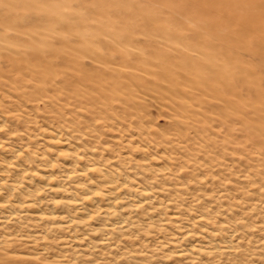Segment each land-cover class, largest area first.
<instances>
[{
	"label": "bare ground",
	"instance_id": "6f19581e",
	"mask_svg": "<svg viewBox=\"0 0 264 264\" xmlns=\"http://www.w3.org/2000/svg\"><path fill=\"white\" fill-rule=\"evenodd\" d=\"M11 1L0 4V75L19 82L24 78L34 80L39 84L36 92L42 86L41 91H46L52 80H58L64 88L88 82L85 86L89 89H95L96 84L109 85L119 93L123 88L138 86V79L146 80L142 76L146 73L150 80L145 86L153 83L176 96L183 90L182 85L194 84L202 92L205 89L219 95L224 114L246 115L250 106L248 112L261 125L248 123L247 134L250 140L264 145L260 139L264 132V101H229L224 96L230 92L242 99L243 93L234 86L247 79L241 65L246 56L264 66V36L259 34L264 27V13L250 20H236V15L228 12L243 0H170L176 2L170 21L160 16L137 24L130 22L134 14L121 10L116 1L78 0L77 8L64 5L63 0ZM50 1L62 6L41 11V3ZM87 2L98 5L88 7ZM255 6L263 8L264 2H256ZM189 9H197L199 15ZM95 16L106 20H95ZM117 16L120 20L116 22L109 19ZM213 18L216 22H208ZM165 22L171 23L167 26ZM192 22L197 27L191 26ZM135 34L143 38H134ZM85 59L93 62L91 69L84 68ZM255 86L256 82L248 88L256 90ZM255 94L256 98L261 96ZM8 102L0 101V260L13 256L43 259L48 264H74L81 257L88 259L101 253L103 256L92 262L100 264L108 261L112 251L127 247L120 242L134 241L142 225L156 227L150 241L160 249L171 245L173 256L185 264L202 258L218 261L241 252L243 237L237 223L198 234L184 230L177 238L161 235L160 220L153 213L174 200L163 202V196L169 190L186 193L185 182H167L176 176L175 172H182L174 158L157 150V138L169 142L167 133L172 130L180 141H190L186 122L179 119L172 106L169 128L151 131L146 101H63L59 108L53 101H10L11 106ZM189 102L175 101L181 111L187 110ZM159 104L160 108L169 105ZM21 105L35 114L33 120L19 113L17 107ZM120 119L131 121L139 130L127 140H123V132L128 129L120 130L122 136L112 140L113 147L117 146L115 154L102 136L105 131L117 132ZM30 125L38 134L24 136L25 127ZM37 138L57 149L56 154L46 146L33 151L28 142ZM151 147L157 150L153 154ZM190 149L195 150L193 146ZM136 153L141 160H134ZM249 178L245 179L249 185L256 184H250ZM181 216L176 211L168 221L175 224ZM211 218L198 211L192 221L210 225ZM51 233L62 234L52 238L53 242L61 239L60 254H53L48 244L52 242L47 243ZM17 249L28 251L15 252ZM130 253L136 255L138 251L120 255L123 258Z\"/></svg>",
	"mask_w": 264,
	"mask_h": 264
},
{
	"label": "rangeland",
	"instance_id": "374dc122",
	"mask_svg": "<svg viewBox=\"0 0 264 264\" xmlns=\"http://www.w3.org/2000/svg\"><path fill=\"white\" fill-rule=\"evenodd\" d=\"M7 1L12 2L11 0H0V4L5 5ZM77 1L78 0H67L66 2V0H63V4L65 5L66 3L67 6L68 4H73V6L77 8ZM105 1L109 3L116 1L115 3L120 4L121 10L124 12L127 11L128 14L133 13V18H130L131 24L146 23L149 18H158L160 16H162L164 20L170 21L173 17L172 12L175 11L173 9L176 6V2L170 0ZM93 2H87V6L98 5L97 2L100 1H97L96 4ZM256 2H264V0H243L239 7H230L228 12L230 15H236V20L253 19V16L264 13V7L257 8L255 6ZM100 3L102 4V2ZM100 3L99 5H101ZM121 3L125 4L122 5ZM249 4L251 5L250 7ZM41 5V11H51L54 10L55 7L62 6L61 3L58 4L57 1H50L48 4L46 3L44 5L41 3ZM63 10L69 13H82V11L79 12L76 9L74 11L68 8ZM189 10L199 15L197 9ZM95 18V20L99 21L106 20L101 16H95ZM109 19L115 22L120 20L119 16L110 17ZM216 20V18H213L208 22L214 23ZM203 22L206 21L203 20ZM170 23L171 22H165L167 26ZM111 24L113 25V23ZM193 24H195V22H192L191 26H195ZM259 34L264 36V27L259 31ZM137 35L138 34H135L134 38H143L140 37L141 35ZM83 65L84 68L91 69L93 67V62L90 59H85ZM241 65L243 67L242 69L246 71L244 76H246L247 79L236 82L234 87L243 93V97L240 99L238 94L234 95L229 92V95L224 93L225 98L227 97L229 101H264L263 64L259 66L255 61L251 60L249 56H246L244 60H242ZM120 69L125 70L123 67H120ZM142 76L146 80H150L148 73ZM248 77L253 79H248ZM19 80L20 79L14 81L5 75H0V101H9V105L10 101H53L56 108L61 107L63 101H146L149 116L152 120V125L150 124V126L153 127V129L151 131L158 130L159 128L168 129L170 122L168 116L172 114V111L177 112L179 119L186 122L185 129L188 132L187 136H189L190 141H180L177 139L175 131L172 130L167 133L172 142L171 140L169 142L163 140L162 143L161 139L157 138V142L159 143L157 150L167 152L174 158L173 160L176 162L175 166L182 172H175L176 178L171 177L167 182L171 184L177 183L178 185H180L179 183L185 182L184 191H186V193L180 192L179 190H169L163 196V202L166 199L174 200L170 205L161 206L153 213L159 216L155 217V219L157 218V220H160L159 225L162 228L161 235L167 236L168 238H177L184 230H192L198 234L200 231L206 229H214L222 225L229 226L237 223L236 228H238L239 234L243 237L241 243L242 248L239 254L230 257L225 256L218 261L202 258L198 259L194 264H264V145L257 141L250 140L247 134L246 125L248 123H254L257 126L261 125L257 124L258 121L253 120V114L248 112L251 110L250 106L247 109L246 115L240 114L242 116H233L224 114L221 110L222 104L219 102L223 101L222 98L216 95L214 91H205V89H203L204 92H202L198 90L199 87L194 84L182 85L181 88L183 90L176 96L167 91V89L156 87L152 82V84L145 86L144 83L146 80L142 79H138V86H131L126 89L123 88L119 93L113 91L109 85L102 87L100 84H96L93 86L95 89H89L85 86L88 82L73 84L69 88H64L57 82L58 80H52V84L47 86L48 89L46 91H41L44 89L42 86L36 92V87L39 86L36 81L30 80L29 78H24L22 82H19ZM122 80L126 81V79ZM255 82L256 86L254 88L258 87L257 84L260 85V88H256L258 91L249 90L248 87ZM101 91L103 92L102 94ZM255 93L261 96L256 98ZM30 95H32V97H29ZM175 101L190 102L187 110L181 111L177 108ZM158 102L162 104L163 102L165 104L169 103V105H166L165 108H160ZM171 106L174 109L172 111L170 110ZM17 109H19V113L26 116V119L33 120L35 118V114L30 112L28 107L21 105L17 107ZM68 110L72 111L71 109ZM120 114L123 118L126 117L125 114H122V111H120ZM124 120L125 119H120L118 121L120 122V126H118L119 130H116L117 132L105 131L102 136L103 141L110 145L115 154L117 146L113 147L114 142L112 140L113 138H119L120 135L122 136L120 130H123V128L128 129V131L123 132V140H127L131 134L136 135V132L139 130L136 124ZM25 129L26 132L23 131L22 133L24 136L28 134H38V131L34 130L33 126L28 127L29 130L26 127ZM260 139L264 141V132L261 133ZM38 141L40 140L37 138L36 140L33 139L31 142H28L33 151L36 147L42 148L46 146L42 141L37 145L36 142ZM185 145H188V147ZM170 146H173V148ZM183 146L185 147L183 148ZM192 146L195 148L194 151L190 149ZM46 147L52 154H56L57 149L48 145ZM150 149L152 150V154L153 151H157L154 150L153 147ZM133 158H136L134 159L135 161L141 160L142 156L136 153ZM217 160L218 162H215ZM192 166L196 167V169L191 168ZM200 166L203 167V170ZM208 166H211V168H208ZM176 167L173 168L176 169ZM204 167H207V169H204ZM255 174H257L256 177H254ZM246 175H248V177H245ZM246 178H249L250 184H252L251 181H253V183L256 182V184L249 185L248 181H245ZM194 179H199L202 182H195ZM171 184H168L167 187H171ZM159 185L165 187L164 183H160ZM195 203H197V205ZM192 204L195 205L192 206ZM176 211H180L183 216L173 224L168 221V218ZM198 211L208 213L212 217V223L210 225L193 224L192 216L198 213ZM175 225H177V227ZM140 228L142 230L140 233H137L134 241L128 243H124V241L120 242L122 247H127L123 250H111L113 253L109 255L108 261L100 264H134V262L140 264H185L184 261L173 256L174 253L172 252L174 249L171 245L160 249L159 246L150 241L153 238V231L157 230L156 227L146 228L145 225H142ZM59 236H62V234L51 233L48 236L49 239H47V243L49 240L52 242L48 244L51 248L53 247V254H60L58 248L61 249V239L54 242L52 241V238ZM192 239L191 237L188 240L190 241ZM25 251L28 250H15V252ZM130 251H138V253L136 255L130 253L123 258L121 257L120 254ZM97 256L102 257L103 254L101 255V253H99L88 259L81 257L74 264H93L92 262L98 259ZM46 262L47 261L43 259L37 261L15 259L13 256L11 259L4 258L0 260V264H48Z\"/></svg>",
	"mask_w": 264,
	"mask_h": 264
}]
</instances>
